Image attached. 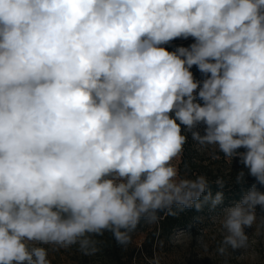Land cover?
I'll list each match as a JSON object with an SVG mask.
<instances>
[{"label":"clouds","instance_id":"clouds-1","mask_svg":"<svg viewBox=\"0 0 264 264\" xmlns=\"http://www.w3.org/2000/svg\"><path fill=\"white\" fill-rule=\"evenodd\" d=\"M189 134L264 185V0H0V264L93 255L106 232L126 250L142 221L215 209L224 179L173 163ZM257 206L253 184L222 210L220 255Z\"/></svg>","mask_w":264,"mask_h":264},{"label":"rangeland","instance_id":"rangeland-1","mask_svg":"<svg viewBox=\"0 0 264 264\" xmlns=\"http://www.w3.org/2000/svg\"><path fill=\"white\" fill-rule=\"evenodd\" d=\"M203 134V125L198 126ZM186 145L198 154L206 164L213 159L211 146H201L191 139L189 134ZM180 157L173 161L179 164ZM216 165H221L219 162ZM226 208V207H225ZM224 209V208H223ZM208 211L197 223L194 230H175L170 236L156 238L152 246L148 244L142 250V242L146 232L152 231L157 224L143 222L132 235V242L125 250L119 246L107 232L95 239L99 241L98 251L93 255H84L77 246L68 249L49 251L51 264H147V260L159 255L161 264H264V221L260 215L264 210L257 206V220L252 228H246L249 235L247 248L220 255L216 249L223 238L220 224L222 210ZM213 237L215 239H213ZM204 245H207L205 250Z\"/></svg>","mask_w":264,"mask_h":264},{"label":"trees","instance_id":"trees-1","mask_svg":"<svg viewBox=\"0 0 264 264\" xmlns=\"http://www.w3.org/2000/svg\"><path fill=\"white\" fill-rule=\"evenodd\" d=\"M194 40L189 38L176 39L173 40L170 44L164 45L169 51H174L178 46L188 47ZM191 71L194 74V77L198 80L203 79L202 74L197 70L196 66H193ZM239 151H244L240 149ZM221 162V165H216ZM181 175L187 174L190 178H195L197 175H204L208 178L210 183V189L215 194L217 191H221L215 184L214 181L217 178H223L225 181V187L222 190L224 193L223 203L218 205L215 209H211L206 205L201 211L193 209H185L182 212H179L176 216H167L162 217L157 224V227L150 232H146L143 242L142 250L148 244L150 247L153 244L155 237L161 238L163 236H170L175 230H194L197 227V223L200 218L205 215L208 211H220L225 207L232 206L235 202H238L242 195L253 185L256 184L259 191L264 192V185H260L256 182L254 177L246 175V183L243 185L236 184V174L243 169V165L239 162V158L229 161L220 154L219 160L208 161L204 164L198 157V154L191 149L190 146L184 145V151L180 156V161L178 164ZM247 172V169H244ZM163 216V213H160ZM143 221L137 227L141 226ZM136 229V230H137ZM112 237L111 233H107Z\"/></svg>","mask_w":264,"mask_h":264}]
</instances>
